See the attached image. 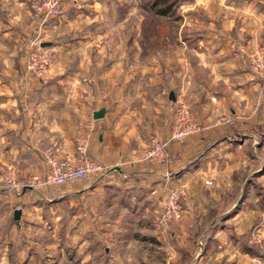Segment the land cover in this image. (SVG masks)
I'll return each mask as SVG.
<instances>
[{
	"label": "crops",
	"instance_id": "crops-1",
	"mask_svg": "<svg viewBox=\"0 0 264 264\" xmlns=\"http://www.w3.org/2000/svg\"><path fill=\"white\" fill-rule=\"evenodd\" d=\"M211 1L216 0H207ZM26 2L0 0V179L6 164L20 167L25 175L32 173L43 178L47 171L44 149L56 144L61 154L73 153L80 128L92 124L91 155L106 166V173L95 182L84 180L64 185L56 198L68 207H77L85 220L100 219L104 208L117 205L123 209L119 211L130 208L132 214L142 217L144 209L152 207L154 195L166 188L170 178L180 181L228 157L231 148L225 143L229 139L224 135L215 138L213 134V141H206L210 146L200 158L182 168L186 169L182 173L144 159L143 151L152 133L162 140L168 138L174 122L172 104L183 94L189 95L192 109L200 112L197 116L205 126L203 134L221 132L230 126L218 121L228 107L238 118L245 115L243 111L250 105L254 107L249 112L251 117L257 116L264 106L263 83L248 71L247 58L238 50L248 41L243 36L249 37L253 46L258 43L256 33L253 34L256 27L247 28L246 20L240 19L239 11L251 8H235L221 0L218 11L208 12L207 33L197 39L175 40L171 50L159 44L162 49L151 52L154 57L139 64L136 49L130 54L123 51L126 56L119 55L112 40H102L100 32L91 31L96 26L91 22L100 15L101 3L82 0L92 4V15L84 14L78 35L70 36L64 43V55L58 57L50 81L44 84L26 75L16 60V52L22 47L20 40L23 35L28 37L30 29ZM22 15L27 18L23 20ZM73 20L70 18L65 24L68 33L75 29L71 26ZM232 34L239 37L232 38ZM132 43L134 48L138 47V42ZM148 43L146 47L150 48ZM160 43L167 44L164 38ZM188 60H195L197 68L185 66ZM136 64L141 66L140 70ZM88 76L94 79L92 83L84 81ZM171 92L175 101L170 99ZM101 108H106L104 116L95 119L94 112ZM32 189L35 188L14 195L0 183V224L18 223V209L22 211L20 219L24 217L22 202L27 193L38 192Z\"/></svg>",
	"mask_w": 264,
	"mask_h": 264
},
{
	"label": "rangeland",
	"instance_id": "rangeland-1",
	"mask_svg": "<svg viewBox=\"0 0 264 264\" xmlns=\"http://www.w3.org/2000/svg\"><path fill=\"white\" fill-rule=\"evenodd\" d=\"M99 1L100 15L94 22L90 21L96 24L91 31L100 32L102 40H112L117 45L119 55L126 56L123 51H130V54L136 49L134 53L139 64L152 59L154 54L151 52L162 49L159 44L163 49L171 50L175 40L197 39L198 35L207 33L208 12H216L221 6L218 3L221 0H197L199 3L196 0H170L172 9L165 15H158L152 7L155 0ZM225 1L235 8H251L240 10V19L241 22L246 20L247 28L256 27L253 28V34L256 33L258 39L256 45L262 42L264 0ZM34 2H26L30 29L28 37L23 35L24 39L20 40V51L16 52L17 63L20 61L25 74L26 54L31 42L41 33V19L33 10ZM91 10L92 4L68 0L63 4V12L47 22L46 30L40 35L43 42H51V46L46 48L56 56V66L58 57L64 55V43L70 36L78 35V26L83 22L84 14L89 13L91 16ZM24 16H21L23 20L27 18ZM70 18H74L71 21V26H75L72 33H68L65 25ZM158 36L163 37L167 44L151 43L150 48H147L148 38L157 39ZM236 36L232 34V38L239 37ZM243 38L250 39L247 36ZM248 41L243 46L253 48ZM132 42H138V47L134 48ZM155 57L156 62L158 57ZM245 57L248 62V57ZM187 62L185 66L190 69L197 68L195 60ZM137 68L140 70L141 66L137 65ZM202 69L198 68L199 71ZM139 73L142 75L141 71ZM85 79L94 81L89 76ZM101 91L104 92V89ZM261 93L264 105V88ZM188 100L189 95L183 94L174 105L170 103L174 120L178 104L182 102L197 122L202 124L197 116L200 112L193 110L192 101ZM250 109L254 107H246L243 111L245 115L237 118L238 115L235 117L236 114L228 107L218 120L220 124H230L228 128L217 133L203 134L202 131L190 135L184 141L171 142L168 151L176 160L168 166L175 171L181 170V173L186 170L182 168L200 158L210 146V142L206 141L210 139L212 142L213 134L215 138L227 136L229 143L226 142L225 146L230 145L231 153L226 159L213 166L208 165L209 168L207 166L198 174L188 175L180 181L170 178L166 188L156 193L155 199L150 201L152 207L142 210V217L132 214L130 208H126L125 212L119 211L123 209L117 205L104 208L100 219L90 217L85 220L77 207H68L62 199H56L64 185H48L36 189L38 192H28L27 199L22 202L26 212L24 217L18 219V223L11 224L8 221L0 224V264H264V135L261 134L264 132V106L254 117L250 116ZM154 136L159 137L152 133L149 140ZM239 142L241 147L238 146ZM261 167L262 170L257 172ZM16 168L22 182L32 176V173L25 175L20 167ZM4 169L5 166L3 175ZM2 178L0 183L4 184ZM173 190L182 192L179 200L182 216L159 226L157 219L163 212L165 199ZM23 191L11 192L21 195Z\"/></svg>",
	"mask_w": 264,
	"mask_h": 264
},
{
	"label": "built area",
	"instance_id": "built-area-1",
	"mask_svg": "<svg viewBox=\"0 0 264 264\" xmlns=\"http://www.w3.org/2000/svg\"><path fill=\"white\" fill-rule=\"evenodd\" d=\"M66 1L68 0H35L33 10L41 19L39 26L41 33L46 30L47 22L63 12V4ZM41 33L31 42L24 64L26 74L39 77L44 84H47L57 60L53 51L43 47ZM238 50L248 57L249 71L262 80L264 87V40L253 48L240 46ZM84 81L92 82L85 78ZM103 102L108 104L105 97ZM204 129L205 126L197 122L189 108L181 102L178 104L176 117L168 138L165 140L156 136L150 138L149 143L144 148L143 157L152 163L172 165L176 158L170 156L169 144L184 141L190 135L200 133ZM92 131V124L80 128L73 153L61 154L56 144L47 146L43 151L47 168L43 178L31 176L26 182H22L19 179L16 166L13 164L6 165L3 175L5 186L13 192L20 193L26 187L40 189L48 185L63 186L84 180L91 182L100 180L105 175L107 168L100 160L91 155ZM181 193L180 190H173L165 199L163 212L157 219L159 226L182 216V207L179 202Z\"/></svg>",
	"mask_w": 264,
	"mask_h": 264
},
{
	"label": "trees",
	"instance_id": "trees-1",
	"mask_svg": "<svg viewBox=\"0 0 264 264\" xmlns=\"http://www.w3.org/2000/svg\"><path fill=\"white\" fill-rule=\"evenodd\" d=\"M173 4L170 3V0H155L152 4L153 9L156 10V13L159 15H165L167 14L171 9H172ZM159 7V8H158ZM156 29V28H154ZM160 29V28H159ZM158 35H161V30L159 31ZM157 39L153 38L150 39L148 38V41L152 44L157 45L160 43V40L163 39V37H159Z\"/></svg>",
	"mask_w": 264,
	"mask_h": 264
},
{
	"label": "water",
	"instance_id": "water-1",
	"mask_svg": "<svg viewBox=\"0 0 264 264\" xmlns=\"http://www.w3.org/2000/svg\"><path fill=\"white\" fill-rule=\"evenodd\" d=\"M42 45L45 46V47L51 46V42H43ZM170 99L173 100V101H175V96H174V93L173 92H171ZM105 111H106V108H101V109L95 111L94 112L95 119L102 118L104 116V114H105ZM21 213H22L21 210H19V209L16 210V212H15V218L16 219H20Z\"/></svg>",
	"mask_w": 264,
	"mask_h": 264
}]
</instances>
